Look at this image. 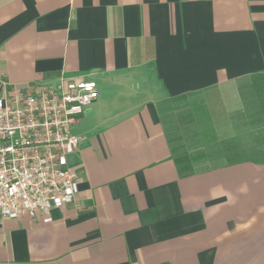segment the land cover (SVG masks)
Returning a JSON list of instances; mask_svg holds the SVG:
<instances>
[{
  "label": "crops",
  "instance_id": "0c3cea01",
  "mask_svg": "<svg viewBox=\"0 0 264 264\" xmlns=\"http://www.w3.org/2000/svg\"><path fill=\"white\" fill-rule=\"evenodd\" d=\"M60 74L98 89L75 197L0 220V264H264V0H0V81Z\"/></svg>",
  "mask_w": 264,
  "mask_h": 264
},
{
  "label": "built area",
  "instance_id": "2783aa9c",
  "mask_svg": "<svg viewBox=\"0 0 264 264\" xmlns=\"http://www.w3.org/2000/svg\"><path fill=\"white\" fill-rule=\"evenodd\" d=\"M97 84L58 75L25 85L0 81V220L48 215L75 197L73 125Z\"/></svg>",
  "mask_w": 264,
  "mask_h": 264
},
{
  "label": "rangeland",
  "instance_id": "374dc122",
  "mask_svg": "<svg viewBox=\"0 0 264 264\" xmlns=\"http://www.w3.org/2000/svg\"><path fill=\"white\" fill-rule=\"evenodd\" d=\"M263 113H261L262 115ZM251 120V119H250ZM252 121H254V119H252ZM257 128V126H255ZM179 133V132H178ZM180 142V140H179ZM184 142V141H183ZM243 142H244V146L245 147H249L251 149H253V147H255V149H261L264 150V134L261 131H258L256 129H254L253 133L251 135H245L243 137ZM258 144L261 145L258 147ZM254 150H250V152L252 153ZM248 152V151H247ZM250 153V155H251ZM253 154V153H252ZM253 156H257L256 154Z\"/></svg>",
  "mask_w": 264,
  "mask_h": 264
},
{
  "label": "trees",
  "instance_id": "16d2710c",
  "mask_svg": "<svg viewBox=\"0 0 264 264\" xmlns=\"http://www.w3.org/2000/svg\"><path fill=\"white\" fill-rule=\"evenodd\" d=\"M191 114L190 113H182L177 116V126L174 128V131L181 130L182 125L184 126L186 123L191 122ZM179 130V131H180ZM262 157L264 158V150H262Z\"/></svg>",
  "mask_w": 264,
  "mask_h": 264
}]
</instances>
